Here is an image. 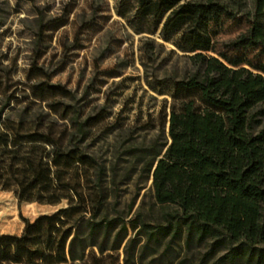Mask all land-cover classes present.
<instances>
[{
	"label": "trees",
	"instance_id": "obj_1",
	"mask_svg": "<svg viewBox=\"0 0 264 264\" xmlns=\"http://www.w3.org/2000/svg\"><path fill=\"white\" fill-rule=\"evenodd\" d=\"M127 1L118 14L133 30L157 32L192 67L172 82L168 138L149 169L157 215L109 209L105 168L83 146L95 117L55 100L70 91L45 81L3 91L0 191L66 206L0 234V264H66L92 247L121 249L123 264H264V65L218 50L210 29L244 19L226 47L264 56V0H136L125 16Z\"/></svg>",
	"mask_w": 264,
	"mask_h": 264
},
{
	"label": "rangeland",
	"instance_id": "obj_2",
	"mask_svg": "<svg viewBox=\"0 0 264 264\" xmlns=\"http://www.w3.org/2000/svg\"><path fill=\"white\" fill-rule=\"evenodd\" d=\"M119 1L0 0V94H22L26 85L42 81L70 91L72 98L55 100L95 117L83 146L105 168L109 209L128 219L140 208L153 218L149 169L168 138L163 112L172 82L192 67L189 53L157 32H135L118 14ZM135 5L136 0L127 1L125 16ZM246 27L244 19L212 24L216 48L264 65L258 49L226 47ZM29 99L25 103L32 108H44ZM65 206V201L19 204L13 192L0 191V234L18 235L22 218L32 221ZM66 264H123L122 250L99 253L92 247L83 260Z\"/></svg>",
	"mask_w": 264,
	"mask_h": 264
}]
</instances>
